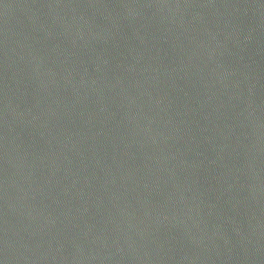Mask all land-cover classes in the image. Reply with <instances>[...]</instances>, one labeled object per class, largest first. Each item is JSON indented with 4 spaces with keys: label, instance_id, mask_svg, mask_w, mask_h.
Listing matches in <instances>:
<instances>
[{
    "label": "water",
    "instance_id": "obj_1",
    "mask_svg": "<svg viewBox=\"0 0 264 264\" xmlns=\"http://www.w3.org/2000/svg\"><path fill=\"white\" fill-rule=\"evenodd\" d=\"M0 264H264V0H0Z\"/></svg>",
    "mask_w": 264,
    "mask_h": 264
}]
</instances>
